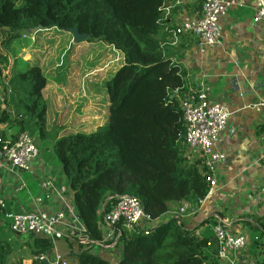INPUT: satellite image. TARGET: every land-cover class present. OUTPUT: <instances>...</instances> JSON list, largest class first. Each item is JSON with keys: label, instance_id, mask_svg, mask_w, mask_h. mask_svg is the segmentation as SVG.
I'll use <instances>...</instances> for the list:
<instances>
[{"label": "trees", "instance_id": "1", "mask_svg": "<svg viewBox=\"0 0 264 264\" xmlns=\"http://www.w3.org/2000/svg\"><path fill=\"white\" fill-rule=\"evenodd\" d=\"M167 5V0H0L4 47L14 41L29 42L20 33L37 26L26 15L32 8L51 17L52 24L43 22V29L76 28L123 56V66L104 85L106 106L96 129L61 137L47 132L43 99L47 78L38 60L16 58L3 78L0 70V87L4 93L8 85L13 113L0 107V148L5 141L2 126L12 122L33 138L40 153L41 142H52L59 174L87 236L86 245L75 238L63 240L69 249L77 244L75 264H110L109 259L93 252L90 242L101 239L97 226L101 210L108 211L119 197L136 199L143 212L157 221L182 202H197L208 193L209 174L202 159L191 161L185 156L179 102L191 85L186 70L173 62L178 49L171 45V20L164 12ZM13 16H18L17 22ZM241 223L257 244L264 222L252 219ZM116 233L119 243L112 251L113 255L119 253L116 264L218 263V246L210 226L197 234L175 215L147 230H127L119 225ZM22 241L29 245L32 264H42L41 256L53 261L54 245L49 239ZM12 250L9 241L0 237V264H7Z\"/></svg>", "mask_w": 264, "mask_h": 264}, {"label": "crops", "instance_id": "2", "mask_svg": "<svg viewBox=\"0 0 264 264\" xmlns=\"http://www.w3.org/2000/svg\"><path fill=\"white\" fill-rule=\"evenodd\" d=\"M167 1L171 8L170 27L179 21L194 20L200 14L201 0ZM232 1L236 5L218 21V29L221 34L219 45L201 53L194 39L181 37L179 43L173 46L178 49V56L173 59V62L186 70L188 85L191 87L209 86L212 99L224 106L230 114L226 129L217 144L218 149L226 154L225 162L216 173L219 190L216 196L205 201L197 213L183 217L179 219V222L186 228H194L197 234L202 233L209 226L213 233L214 221L211 214L217 213L220 218L231 221L234 232L243 234L247 238L246 248L241 253L232 255L228 261L219 260L217 264H264V231L261 232L260 240L254 245L250 230L243 227L241 223L243 220L252 219L264 222V107L259 111L248 108V106L264 100V26L252 22L256 0ZM96 43L104 48V54H107L109 58L113 56V60H110L108 64L115 62L117 68L108 66V68L99 69V62L96 63L97 61L94 60L90 65L81 63L74 73L69 74L71 70L67 66L70 63L68 62L65 66L64 59L66 54L73 50V42L71 35L68 34L63 39L62 48L64 51L62 50L63 52L60 54L63 57L64 66H61L56 73H54L55 70H50L49 75V70L44 68L47 83L49 78L58 83L69 94L71 98L69 102L72 106L93 107L99 100L100 90L97 87L96 91L92 92L88 84L80 87L78 83H83V79L92 75L91 81L97 73L107 69L102 88L104 89L106 81L122 65L123 58L119 52L102 42ZM40 46L38 43V48ZM34 48L36 45L33 43L31 50L36 54L39 50ZM29 58L31 57L29 56ZM49 65L51 66V63ZM110 70L112 74L108 75ZM64 76L73 78L75 87L72 88L61 83ZM56 77H60L59 82ZM54 94V88L51 89V85L48 83L43 92L47 114L49 110L46 101H49L48 98H54ZM82 94L89 97L91 103L79 99L83 96ZM1 96H3V92L0 87ZM103 98L102 94L101 99ZM47 114L48 127L50 121ZM54 129L57 130L54 131ZM54 129L51 132L57 137H61V129ZM18 131L19 128L13 122L10 126H2L5 140L12 139ZM41 150L32 172L22 175L26 186L21 191H16L13 183L14 176L6 171L7 165L0 160V190L5 199V212L2 213L0 210V237L6 238L13 250L15 247L21 246L18 245L22 240L9 232V223L5 224L2 214H22L37 209L53 208L54 198L49 195L44 196L40 187L43 180L49 179L55 183L58 189L61 186L66 188L65 182L59 174L56 159L51 152L48 155V150ZM256 201H258V205L253 207L252 204H255ZM178 208L179 206L175 211ZM175 211L164 218H171ZM55 248L56 252L64 257L67 254L74 256V258H67L70 264L77 262V244L73 243L72 249H69L67 243L57 241ZM93 250L101 257L109 259L110 264H116L119 259V253L113 255L110 251L94 248Z\"/></svg>", "mask_w": 264, "mask_h": 264}, {"label": "built area", "instance_id": "3", "mask_svg": "<svg viewBox=\"0 0 264 264\" xmlns=\"http://www.w3.org/2000/svg\"><path fill=\"white\" fill-rule=\"evenodd\" d=\"M256 1L252 22L264 26V0ZM235 5L232 0H201V11L196 19L179 21L171 27L169 31L171 45H177L181 37L194 39L201 53L219 45L221 34L218 21ZM164 12L166 16H170L169 5L164 8ZM31 40L33 41L34 38L31 37ZM5 86L7 89L0 97V107L8 108L13 115L8 103L10 90L7 84ZM179 105L185 128V156L191 161L196 158L202 159L209 174L207 177L209 189L206 197L194 203L182 202L178 210L173 213L181 219L197 213L205 201L216 196L219 190L216 173L225 162L226 154L218 149L217 144L226 129L230 114L224 106L212 99L210 87L207 85L188 88ZM263 107L264 100L248 106L256 111ZM39 156L40 150L36 143L25 132L18 131L12 139L3 142L0 148V160L7 165L6 171L14 176L16 191L25 188L22 174L32 172ZM40 187L44 196L49 195L54 198V207L48 210L37 209L30 213L4 214V218L9 220V232L24 241L33 237L49 239L54 245L53 261H49L46 256H41L39 260L41 262L47 260L51 264H70L64 256L56 252V242L75 238L81 245H86L87 236L75 214L67 189L64 186L58 189L49 179L43 180ZM257 202L252 206L256 207ZM4 208L5 199L0 190V210ZM211 218L214 221L213 235L218 246L217 260L228 261L232 255L239 254L246 248L247 238L243 234L234 232L231 221L220 218L217 213H212ZM165 221L164 217L152 221L143 212L139 201L122 196L108 211L101 210V217L97 221L101 239L90 244L94 249L112 252L119 243L116 233L119 225L127 230L136 228L147 230L149 226Z\"/></svg>", "mask_w": 264, "mask_h": 264}, {"label": "rangeland", "instance_id": "4", "mask_svg": "<svg viewBox=\"0 0 264 264\" xmlns=\"http://www.w3.org/2000/svg\"><path fill=\"white\" fill-rule=\"evenodd\" d=\"M26 15L30 20H34L35 23L37 24L36 27L29 29L26 32L22 31L20 33L21 36L28 37L29 42L27 41L26 43L21 38L23 42L16 41L15 43L14 41L10 44V46L4 47L2 44L4 35L2 36L0 34V70L3 72L1 74L2 78L6 76V74H9L14 60L21 56L22 59L25 61H28L32 57L34 58L37 56L36 59L42 65V67L44 68L46 67L45 70H49L48 75L50 73V70H55L54 73H56V71L61 66L62 67L64 66L63 57L60 54H62V52L64 51L63 50L64 48H62V42L63 39L67 37L68 33L64 30L62 31V29L58 31L57 30L58 28L56 26H49L47 29H43L41 31H35L37 27L43 28V26L41 25L43 22L51 25L52 24L51 17L45 11H40L32 8H29L26 11ZM12 19H14L17 22L18 16H13ZM31 37L34 38L33 43L36 45V48L39 50L36 54L32 53L33 50H31L33 44ZM96 42L97 41H92L91 39H88V41L86 42L73 44V50L68 52L64 59L65 66L67 65L68 62L70 63L67 66L71 70L70 71L71 73L69 74L74 73L76 71L75 69L78 68L79 65H81V63H85V65H90L94 60L95 62L97 61L96 63L99 62V69L104 67L108 68V66L114 69L117 68V63L115 62L108 64L110 60H113L112 59L113 56L109 58L107 54H104L105 52L104 48H102ZM38 43L41 45L40 48H38ZM77 47H79L78 48L79 50L77 49ZM29 56L31 58H29ZM50 56L52 57L51 59L49 58ZM49 63H51V66L49 65ZM106 73H107V69L103 72L97 73V75L94 76L91 81L90 78L92 77V75L83 80L81 79L83 83H78L80 87L81 86L84 87L85 84H88L91 87L92 92L96 91L98 87L101 93L99 95V100L95 103L93 107H85V108H79L82 107L81 105L72 106L69 102L71 100L69 94L65 90H63L58 83L53 82L52 79L49 78L48 83H50L51 89L54 88L55 94H54V98H52L54 101L50 98H48L49 101H46L49 110L47 114V118H49L50 121L48 122L49 125L47 127L48 134L52 135L53 132L51 131L54 128L61 129L60 131L62 132L63 136H67L68 133L71 134L85 133V132H89L90 130L96 129V127L94 126H96L98 120L102 119L101 115L104 116V107L106 106L104 98L101 99L103 94L102 88L105 82ZM111 74L112 72L110 70L108 75ZM56 80L59 82L60 77H56ZM61 83L69 85L72 88L75 87V81L73 80V78H67V76H64L61 79ZM79 99H83L88 102L90 98L84 94ZM100 124L102 123L100 122ZM55 130L57 129H54V131ZM39 145L41 146V149L46 151L48 150V155H50V152L52 153L51 150L52 142H49V140L41 142ZM52 156L54 157L53 154ZM22 242L21 244L18 245V246L21 245L20 247H15V249L12 251V254L7 261V264H32L33 258L28 248L29 245ZM62 242L64 241H60V243ZM70 258H74V257L70 256Z\"/></svg>", "mask_w": 264, "mask_h": 264}, {"label": "water", "instance_id": "5", "mask_svg": "<svg viewBox=\"0 0 264 264\" xmlns=\"http://www.w3.org/2000/svg\"><path fill=\"white\" fill-rule=\"evenodd\" d=\"M41 30H43L42 27H37L35 29V31H41ZM66 32L71 35L73 44L83 43L86 42L88 39V35L86 33L83 34L79 33V31L76 28H71ZM42 264H51V263H48L47 260H43Z\"/></svg>", "mask_w": 264, "mask_h": 264}]
</instances>
